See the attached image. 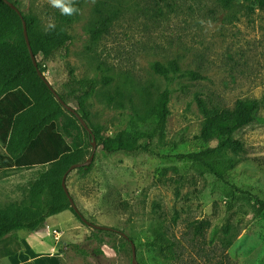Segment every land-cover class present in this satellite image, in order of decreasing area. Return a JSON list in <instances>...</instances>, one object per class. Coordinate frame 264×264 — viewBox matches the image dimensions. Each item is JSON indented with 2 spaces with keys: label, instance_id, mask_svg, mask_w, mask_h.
I'll list each match as a JSON object with an SVG mask.
<instances>
[{
  "label": "rangeland",
  "instance_id": "374dc122",
  "mask_svg": "<svg viewBox=\"0 0 264 264\" xmlns=\"http://www.w3.org/2000/svg\"><path fill=\"white\" fill-rule=\"evenodd\" d=\"M10 1L43 26L54 20L70 37L41 66L55 91L68 95L67 104L77 109L79 103L88 112V126L98 133L90 168L73 169L65 179L81 214L130 237L137 264H264V211L256 203L264 201V0H232L228 6L222 0H78L79 13L69 21L47 0ZM98 9L112 20L91 40ZM172 60L201 78L166 79L151 68L155 61ZM79 79L94 80V90L78 87ZM165 88L169 114L148 150L105 152L101 138L120 131L126 143L136 137L132 118H145L142 128H148L150 106ZM197 98L218 108H233L238 100L259 102V119L235 134L245 149L226 182L165 156L202 146ZM65 112L62 121L73 118ZM74 124L84 138L79 121ZM82 144L87 158L91 140ZM45 169L0 170V209L26 199ZM230 189L234 193L227 195ZM46 224L61 233L53 241L64 264H132L130 240L118 232L105 230L101 240L95 238L70 210L47 217ZM152 226L173 243L168 254L148 245ZM27 232L7 236L0 249Z\"/></svg>",
  "mask_w": 264,
  "mask_h": 264
},
{
  "label": "trees",
  "instance_id": "16d2710c",
  "mask_svg": "<svg viewBox=\"0 0 264 264\" xmlns=\"http://www.w3.org/2000/svg\"><path fill=\"white\" fill-rule=\"evenodd\" d=\"M231 2L232 0H222L224 6ZM97 15L95 25L89 30L91 40H97L107 31L112 20L111 16L99 9ZM21 16L26 24L37 67L43 73L42 60L50 58L55 50L69 41L70 37L57 26L54 31L45 33L46 26L41 24L36 15L21 11ZM64 19L69 21L71 17L64 16ZM151 68L166 79L173 76L201 78L197 71L181 69L176 60L168 64L155 61ZM109 81L107 76L103 77V83L108 84ZM76 84L87 93L93 91L95 87V82L91 79H79ZM57 93L67 103L68 95L63 92ZM169 96L170 90L165 88L151 104L148 128H142L141 122L145 118L130 120V126L138 130L136 137L128 139L130 142L126 143L123 140V132L120 131L113 137L101 138L99 145L107 153L148 150L149 144L165 128L169 114ZM197 104L203 116L199 134L202 146L197 150L165 156L188 161L211 174L216 181L226 182V173L231 169L236 157L245 149L243 141L235 138V134L259 119V102L256 99L238 100L233 108H218L208 107L201 98H197ZM65 110L45 81L37 75L25 43L21 17L0 0V143L6 144L8 152V155L0 156L2 166L16 168L46 166L32 182L26 199L12 208L0 209V242L18 230L38 231L44 227L47 217L64 210H70L81 223L87 225L70 206L61 180L70 165L86 159L88 153L83 148L82 141L88 142L90 134L81 126L84 138L81 136L77 130L79 126L74 124L78 119L73 113L72 119L62 121ZM76 111L88 124L89 114L82 109L81 104L78 103ZM91 130L94 137H97V131ZM88 168L90 165L78 167L77 170L83 171ZM233 193L234 191L230 189L227 195ZM256 203L264 211V201L256 198ZM201 227V224H198L197 231ZM105 232L102 229L91 230L93 237L100 240V236ZM127 240L132 239L128 237ZM147 242L164 255L170 252L173 245L157 226L150 228Z\"/></svg>",
  "mask_w": 264,
  "mask_h": 264
},
{
  "label": "crops",
  "instance_id": "0c3cea01",
  "mask_svg": "<svg viewBox=\"0 0 264 264\" xmlns=\"http://www.w3.org/2000/svg\"><path fill=\"white\" fill-rule=\"evenodd\" d=\"M5 155H8L6 144L0 143V156ZM3 168L6 167L2 166L0 158V170ZM42 229L23 235L17 233L12 240L7 241L5 247L0 249V264H64L63 253L58 251L54 238L51 236L49 239V235H40ZM16 241L17 244L8 247L11 242Z\"/></svg>",
  "mask_w": 264,
  "mask_h": 264
},
{
  "label": "water",
  "instance_id": "95a60500",
  "mask_svg": "<svg viewBox=\"0 0 264 264\" xmlns=\"http://www.w3.org/2000/svg\"><path fill=\"white\" fill-rule=\"evenodd\" d=\"M6 4H8L12 9H14L18 15L21 17V22H22V30H23V35H24V39H25V43H26V46H27V49H28V53H29V56H30V59L32 61V64L34 65V67L36 68V72H37V75L43 79L47 85V87L50 89V91L52 92V94L54 95L55 99L62 105V107L68 111H70L71 113H73L75 115V117L78 119L80 125L86 129V131L90 134V140H91V152H90V155L83 161L81 162H77V163H74L72 165H70V167L67 169V171L64 173L63 177H62V180H61V185H62V188L65 192V194L67 195L68 199H69V202H70V206L72 207V209L74 210V212H76L78 214V216L80 217V219L86 223L87 225H89L92 229H102V230H112V231H115V232H118L122 237H124L125 239H128V236L123 232V231H120L116 228H113L111 226H107V225H102V224H96V223H93L89 220H87L79 211L78 207L76 206L73 198L71 197L68 189H67V186L65 184V179H66V176L67 174L73 170V169H76L78 167H81V166H88L91 164V162L93 161V158H94V153H95V150H96V141H95V137H94V134L92 133V130L90 129V127L88 126V124L86 123V121L78 114V112L76 111V109H74L73 107H71L69 104L65 103L61 98L60 96L58 95V93L55 91V89L51 86V84L48 82V80L46 79V77L44 76V74L38 69L37 67V61H36V57L35 55L33 54L32 52V49H31V46H30V43H29V39H28V35H27V31H26V24H25V21L22 19V16H21V11L20 9H18V7L16 5H14L11 1L9 0H3ZM130 246H131V253H132V264H137L136 263V260H135V251H134V244L132 241H130Z\"/></svg>",
  "mask_w": 264,
  "mask_h": 264
},
{
  "label": "clouds",
  "instance_id": "9594fccd",
  "mask_svg": "<svg viewBox=\"0 0 264 264\" xmlns=\"http://www.w3.org/2000/svg\"><path fill=\"white\" fill-rule=\"evenodd\" d=\"M48 4L59 11L63 16L71 17L79 13V8L77 7L78 0H47ZM203 23V21H201ZM56 24L54 20H49L44 31L49 33L54 31Z\"/></svg>",
  "mask_w": 264,
  "mask_h": 264
},
{
  "label": "built area",
  "instance_id": "2783aa9c",
  "mask_svg": "<svg viewBox=\"0 0 264 264\" xmlns=\"http://www.w3.org/2000/svg\"><path fill=\"white\" fill-rule=\"evenodd\" d=\"M41 232H45L47 235H51L54 240H59L60 236H61V233L58 229L56 228H50L48 226H45Z\"/></svg>",
  "mask_w": 264,
  "mask_h": 264
}]
</instances>
